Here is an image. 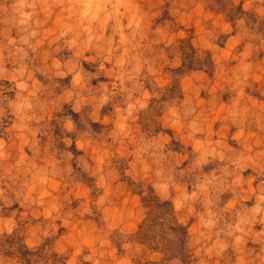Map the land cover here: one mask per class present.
<instances>
[{
	"label": "clouds",
	"instance_id": "1",
	"mask_svg": "<svg viewBox=\"0 0 264 264\" xmlns=\"http://www.w3.org/2000/svg\"><path fill=\"white\" fill-rule=\"evenodd\" d=\"M0 264H264V0H0Z\"/></svg>",
	"mask_w": 264,
	"mask_h": 264
}]
</instances>
